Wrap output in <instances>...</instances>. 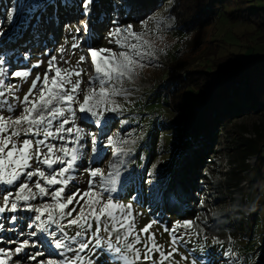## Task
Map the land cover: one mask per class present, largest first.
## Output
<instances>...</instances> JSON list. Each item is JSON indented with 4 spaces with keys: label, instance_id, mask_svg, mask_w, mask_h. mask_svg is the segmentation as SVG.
<instances>
[{
    "label": "rangeland",
    "instance_id": "374dc122",
    "mask_svg": "<svg viewBox=\"0 0 264 264\" xmlns=\"http://www.w3.org/2000/svg\"><path fill=\"white\" fill-rule=\"evenodd\" d=\"M248 5L249 12L239 11L241 3L238 7L235 3L227 5L220 16L212 17L209 25L189 33H183L171 26L168 20L169 2L162 4L149 16L156 19L147 17L143 20L125 21V16L122 17L125 23L132 24L133 32L140 34L141 41L145 42L142 50L152 52L153 58L151 63L137 67L131 80L125 77L116 85L124 89L121 95H109L111 103L108 107H117L118 112L109 121L104 132L111 134L113 143L102 149L98 158L102 162L92 167L99 166L105 176L113 171V164L122 177L131 173L135 177V184L129 182L128 188L139 187L140 178L146 177L148 172L163 178L166 181L165 187L169 181L179 187V193L167 202L156 198L150 203L132 205L129 221L133 225V235L139 234L142 241L136 246L141 253L142 264H159L161 252L168 257L165 264H191L193 259H197V264H208V260H213L216 264H228V261L236 258H239L240 264H258L257 258L259 264H264V106L253 109L251 103L246 100L243 102V91L238 90V94L234 92L231 100L242 105L241 109L234 111L236 118L215 131L211 145L208 141L210 138L204 135L192 143L190 139H184L181 131L171 123L174 117L181 120L178 114L181 111L184 114V110L188 111L189 108L184 106L179 109L180 106L172 95L170 78L164 81L166 74L178 70L181 77L188 74L187 81L200 86L201 81L210 79V75H206L210 65L216 70L224 62L231 64L250 54L264 55V29L257 27L264 16V0H249ZM13 7L17 9V13L15 20L9 24L7 15ZM253 10L258 11V22L243 21L238 17L248 16L254 20L256 17L252 16ZM104 12H111V0H98L93 5L89 24L93 27V37L89 38L87 43L95 48L111 49L118 53L121 49L109 41L108 29L105 27L106 17L102 14ZM79 13V9H66L61 6V0H0V32L6 33L2 47L6 57L12 58V69L28 70L33 64L39 65L32 69L29 77H18L11 83L0 85L4 93L0 95V106L6 107L9 102L17 104L13 119L19 114V102L28 93L35 76L39 74L41 82L43 81L51 56H55L56 60L52 72L49 73V81L55 75L56 67L61 69L62 75L67 74L64 70L71 69L80 73L79 77H71L73 84L77 80L80 81L75 94L80 103L89 89L99 92L98 81L89 83L96 73L91 57L87 55V48L82 43V33H76L79 22L85 19ZM144 20L147 22L141 23ZM158 20L162 21V26L157 23ZM132 42L135 40L125 41ZM73 44L80 46L73 48ZM25 49H29V59H21ZM81 55L86 56L83 62H79ZM3 79L7 81L10 78L5 76ZM39 87L38 84L37 90L29 95L30 101L38 100ZM65 87L70 88L71 85ZM108 90L110 92L111 88ZM11 97L18 99L10 100ZM184 97L196 107L201 104L197 90L187 89ZM73 107L79 115L78 105L74 104ZM4 115L7 116L8 113L5 111ZM56 124L57 122L53 123V131ZM88 124L90 125L91 121ZM80 125L81 122L77 121L73 126L71 120L66 125L73 127V135L67 147H79L78 144L74 145L73 141L77 134L76 127ZM88 130L85 128V131ZM24 138L33 139V151L36 139H44L42 134L39 137H26L22 130L19 139L22 141ZM86 141L87 161L90 160L92 152L90 138H86ZM47 143L55 145L51 158L63 155L59 150L62 142L49 138L46 144L41 146L42 157L47 153ZM102 143L106 144L107 141L102 140ZM113 152L116 155H113ZM30 163L32 167L29 170H34L37 166L45 168L42 164L38 165L35 159ZM77 163L79 166L76 172L72 173L74 179L70 182L68 191L64 193L65 200L77 187L82 191L87 190L90 173L85 169L88 168V163ZM36 179L37 177H33V183L29 184L34 193L37 192L34 187ZM96 179L98 181L99 178ZM41 184H44L43 180ZM15 193L14 188L7 206L4 205L3 195H0V207H6L3 214L5 230L0 233V247L5 249V254L0 256V260H3L4 264H16L20 260L15 248L23 239L28 238L27 233L33 230L27 227V217L32 215L27 211H18L20 219L15 225L16 230H8L11 224L7 218L13 215L8 209L11 207V201L15 199ZM104 199L106 201L107 197ZM42 202L52 201L50 196H45L43 200L37 196V199L30 201L32 205ZM121 203L128 205L130 201L125 199ZM80 205H84L83 199H80ZM18 207L23 208V202ZM71 208L70 205L65 211ZM79 211L80 207L76 206L72 216L62 223L67 225L68 219L75 218ZM178 220L181 223L190 220L192 227L187 230L185 241L176 245L172 243L171 230ZM146 227L147 232H143ZM66 230L70 235L77 231L74 226ZM176 231L179 234L185 230L177 226ZM21 232L24 233L23 236L20 235ZM101 234L106 236L103 231ZM149 236L154 238L158 251L151 254L150 260L144 261V243H152L148 240ZM214 239L220 243L213 245ZM26 248L29 252L35 251L31 239ZM229 248L235 255L225 257L223 253ZM205 249L211 251L212 255L208 256ZM41 251L44 255L37 257L30 264H40V261L47 264L49 259H60L47 246ZM192 253H196V256H192ZM201 257L203 259H200Z\"/></svg>",
    "mask_w": 264,
    "mask_h": 264
},
{
    "label": "snow or ice",
    "instance_id": "6c2138e0",
    "mask_svg": "<svg viewBox=\"0 0 264 264\" xmlns=\"http://www.w3.org/2000/svg\"><path fill=\"white\" fill-rule=\"evenodd\" d=\"M97 2L98 0H61V6L66 9H79V14L85 18L79 22L76 33L78 35L82 33V43L87 48V55H90L96 73L89 83L98 81L99 92L89 89L84 94L83 102L80 103L75 95L80 81L77 80L75 84L71 82V77L73 75L79 77L80 73L71 69L64 70L67 74L62 75L61 69L56 67L55 75L49 81V73L52 72L56 60L55 56H51L43 81L41 82L39 74L35 76L28 93L19 102V114L15 115L14 119L13 115L17 112V104L9 102L6 107L0 106V195H3L5 206L9 204L13 189H16L15 199L11 201V207L8 209L13 214L7 218L11 224L8 230H16L15 225L20 219L17 215L18 211H27L32 214L27 217L29 221L27 227L33 230L28 232V238L23 239L22 243H19L15 248V253L20 256V260L16 264H30L31 261H35L37 257L44 255L41 250L45 246L51 248L60 258L58 261L49 259L47 264H142L141 253L136 247L142 241L139 234L133 235V225L129 221L132 205L150 203L156 198H162L167 202L173 195L179 193L178 186L169 181L167 182L168 186L165 187L166 181L152 172H148L146 177L140 178L139 187L128 188L129 182L135 184V177L131 173L122 177L116 165L113 164V171L105 176L99 166L92 167L102 162L98 159L102 149L113 143L111 134L104 132L109 121L118 112L117 107H108V104L111 103L108 99L109 95H121L124 89L116 87V85L122 82L125 77L131 80L137 67L151 63L153 58L152 52L142 50L145 42L141 41L140 34L133 32L132 24L125 23L122 19L123 16L132 19L139 15L133 0H111V12L102 13L106 17L105 27L108 29L109 41L118 46L121 51L116 53L111 49L95 48L88 44L87 40L93 37V27H90L89 24L93 5ZM16 13L15 7L8 13L9 24L15 20ZM149 18L156 19L155 17ZM146 22L147 20L141 21V23ZM157 23L162 26V21L158 20ZM5 35V32H0V85L11 83L18 77L27 78L33 68L39 67L38 64H33L28 70H13L10 64L12 58L6 57L5 49L2 47L5 43ZM127 40H135V42L125 43ZM79 46L73 44V48ZM28 52L29 49H25L21 59H29ZM49 55L51 54L49 53ZM85 59L86 56L81 55L79 62H83ZM5 76L10 79L5 81L3 79ZM38 84L40 85L39 98L30 101L29 95L37 90ZM66 85H71V87H65ZM109 88H111L110 92ZM0 95H4L2 89H0ZM17 99L18 97L10 98V100ZM74 104L78 105L79 115L77 109L73 107ZM5 111L8 113L7 116L4 115ZM70 120L73 126L77 121L81 122V125L76 127L77 134L73 141L74 145L78 144L79 147L69 148L66 146L73 135V127H66ZM89 121H91L90 125ZM54 122H57L55 131L52 130ZM123 122L127 123V121ZM21 125L26 126L23 128V134L26 137L43 135L44 139H36L35 151L32 150L33 139L24 138L22 141L19 139L21 136L19 126ZM85 128L89 130L85 131ZM9 129H11L10 132ZM49 138L62 142L59 149L63 153L62 156L51 158L55 145L47 143V153H44L42 157L41 146L45 145ZM86 138H90L92 152L90 160L87 161L85 160ZM102 140H106L107 143H102ZM81 141L85 142L81 143ZM113 155L116 153L113 152ZM33 159L37 161L38 165L42 164L45 168L37 166L34 170H29L32 167L30 161ZM78 161L88 163V168L85 169L90 173L87 190L82 191L77 187L76 191L67 195L65 200L64 193L68 191L69 184L74 179L72 173L76 172L79 166ZM57 165L60 167L57 168ZM33 177H37L34 181L36 193L32 192L29 187V184L33 183ZM41 180L44 181L43 185ZM56 185H60V187L57 188ZM94 189L96 190L94 191ZM37 196L41 200L45 196H50L52 202L32 205L30 201L37 199ZM86 197H91V199H85ZM104 197H107L106 201ZM80 199L84 200V205H80ZM125 199L130 201L128 205L121 203ZM21 202H23V208L18 207ZM202 204L203 201H201ZM70 205L72 206L71 210L65 211ZM76 206L80 207L76 217L68 219L67 225L62 223L67 217L72 216ZM5 211L6 207H0V233L5 230L3 223ZM102 218L104 219L102 220ZM93 221L95 222L94 230ZM73 226L77 231L70 235L66 229ZM177 226L183 227L185 231L177 234ZM190 227H192V221L184 220L181 223L178 220L171 230L172 243L176 245L183 243L185 234ZM102 231L106 236L101 234ZM142 231L147 232V227ZM20 235L23 236L24 233L21 232ZM30 239L32 247L35 249L34 252H29L26 248ZM148 240L152 243L151 245L144 243L146 249L143 253L144 261L150 260L151 254L158 251V247L154 244V238L149 236ZM219 243L220 241L216 239L212 241L213 245ZM205 252L208 256L212 255L211 251L207 249ZM4 254L5 249L0 247V256ZM223 255L231 257L235 254L229 248ZM168 256L170 257L171 253ZM192 256L195 257L196 253H192ZM167 258L161 252L159 264H165ZM257 260L259 264V258ZM0 264H4V261L0 260ZM40 264H44V261H40ZM191 264H197V259H193ZM208 264H216V262L208 260ZM228 264H240L239 258L228 261Z\"/></svg>",
    "mask_w": 264,
    "mask_h": 264
},
{
    "label": "trees",
    "instance_id": "16d2710c",
    "mask_svg": "<svg viewBox=\"0 0 264 264\" xmlns=\"http://www.w3.org/2000/svg\"><path fill=\"white\" fill-rule=\"evenodd\" d=\"M133 2L139 15L132 20H143L156 12L162 4L169 2L168 20L173 28L183 33L209 25L212 17L220 16L225 6L230 4L235 3L238 7L241 3L239 11L249 12V0H133ZM251 13L256 17L254 20L248 16L238 17L243 21L258 22L260 19L257 15L258 11L253 10ZM124 19L129 21L127 16ZM257 27L260 30L264 29V16ZM97 59L99 60L100 57L98 56ZM213 69V66H208L206 75H210V79L206 82L201 81L200 86L187 81L188 74L181 77L178 70L168 73L169 75L166 74L164 80L167 81L170 78L172 95L176 98L179 109L184 106L189 108L188 111L184 110V114L183 111L178 114L181 120L174 117L171 123L181 131L184 139H190L192 143L204 135L210 138L208 141L211 145V138L213 139L215 131L222 129L236 118L234 111L241 109L242 105L240 102L231 100L234 92L238 94V90L243 91V102L246 100L251 103L253 109L264 106V55L250 54L231 64L221 63L216 70ZM189 88L197 90L200 95L201 104L198 107L184 97Z\"/></svg>",
    "mask_w": 264,
    "mask_h": 264
},
{
    "label": "bare ground",
    "instance_id": "6f19581e",
    "mask_svg": "<svg viewBox=\"0 0 264 264\" xmlns=\"http://www.w3.org/2000/svg\"><path fill=\"white\" fill-rule=\"evenodd\" d=\"M16 64H14V67L13 68H15L16 66H15ZM20 127V129H21V131L23 130V128L25 127V125H21V126H19Z\"/></svg>",
    "mask_w": 264,
    "mask_h": 264
}]
</instances>
